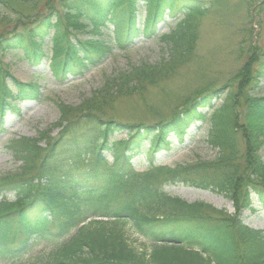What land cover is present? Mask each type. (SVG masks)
<instances>
[{"label":"trees","instance_id":"trees-1","mask_svg":"<svg viewBox=\"0 0 264 264\" xmlns=\"http://www.w3.org/2000/svg\"><path fill=\"white\" fill-rule=\"evenodd\" d=\"M24 1L26 12L12 0H0V23L9 26L0 32V133L8 112L19 110V102L42 97L38 83L24 82L4 69L8 64L2 59L9 52L14 51L17 61L36 65L50 60V70L63 83L76 69L96 67L117 50H128L140 32L153 37L160 19L180 12L176 27L165 36L166 58L108 75L102 90L78 107L59 104L56 125L61 130L56 137L45 133L8 143L13 158L22 164L0 176V195L14 196L0 199V262L23 258L26 264H264V233L242 220L244 210L254 211L255 196L264 209V159L259 154L264 143V45L258 34L248 33L241 53L245 63L226 84L206 87L168 120L127 123L101 118L94 100L101 96L98 102L108 105L115 94L129 93L151 80L161 71L162 61L191 53L197 22L208 7L195 0ZM262 4L249 1L248 11L259 15ZM144 8L148 12L141 22ZM110 26L115 29L107 32ZM84 33V39L76 35ZM216 99L223 101L221 106ZM196 118L203 122L199 130L207 128V142L219 148L218 157L174 168L156 162L158 154L186 142L189 124ZM138 156L148 163L144 173H136L133 161ZM82 160L88 163L83 169ZM158 174L167 176V183L223 194L234 202L235 211L174 197L160 188ZM253 190L257 193L252 196ZM126 225L152 245L135 248ZM75 229L77 233L49 258L30 261L29 253L40 242H59Z\"/></svg>","mask_w":264,"mask_h":264},{"label":"rangeland","instance_id":"rangeland-1","mask_svg":"<svg viewBox=\"0 0 264 264\" xmlns=\"http://www.w3.org/2000/svg\"><path fill=\"white\" fill-rule=\"evenodd\" d=\"M185 1L177 0V2L183 3ZM195 1L203 2L208 9L197 22L196 31L198 36L192 52L182 57L175 56L169 62L162 61L161 71L155 72L151 80H143L136 90L129 93L115 94L108 105L99 103L98 100L101 96L97 97L93 103L100 107L96 109V112L100 109L99 116L101 118L112 117L118 121L136 124H153L168 120L177 111H181L184 106L190 104L187 102L194 98L196 94L201 93L206 87L214 89L226 84L243 67L245 61L241 53L242 49L247 47V39H250L248 33L255 31V34H258L259 43L264 45V0H261L263 9L261 11V7L257 12L259 15L256 16L253 11H248L247 3L252 0ZM12 2L21 11L26 12L29 10L24 0H12ZM142 12L141 22H144L148 11L144 8ZM179 12L180 9H178L175 16L169 15L166 19L164 17L160 19L155 25V35L153 37L148 38L144 35L145 33L140 32L135 45L128 50H117L96 67L89 66L84 70L76 69L75 73L70 75L63 83L59 82L55 73L50 70V61L43 60L39 65L33 64L32 61L29 63L30 61L27 59L17 61L14 51L9 52L8 56L2 59L8 64L4 69L14 73L16 77L24 82L33 81L38 83L41 87L42 97L38 100H22L18 103V111L11 110V112H8L6 125H4L6 132L0 134V176L16 171L22 164L20 160L17 161L16 158H13L12 153L9 151L7 147L9 141L23 139L24 137L41 138L45 133L56 137L61 130L56 125L61 117L59 104H67L73 107L80 106V104L102 90L108 75H115L119 71L128 70L140 62L156 63L160 59L166 58L168 54L165 36L170 35L176 27L178 22L176 17ZM0 13H4L1 8ZM168 13L169 11L166 15ZM259 22L260 26L257 24ZM8 27H5L4 23H0V32ZM114 29L115 27L110 26L107 32ZM76 35L83 39L87 37L85 33ZM171 66L173 68L169 71ZM262 86L261 93L264 95V79L262 80ZM218 103L221 106L222 100ZM74 115L72 114V116ZM201 120L198 118L189 126L185 143L176 145L170 152L158 154L156 162H159L161 166L168 165V167L174 168L179 163L216 159L220 150L207 142V128L202 131L196 128L203 123ZM121 136L123 137V135ZM238 137L239 147L244 149V141L239 135ZM41 144L45 146V141L43 140ZM259 154L264 159V143L259 149ZM71 155L78 157L77 153ZM240 155H243L242 151H240ZM76 157H71V159ZM81 159H84V156ZM133 162L135 163L136 173L146 171L148 163L144 156L135 157ZM244 162L245 159H242L240 163L244 164ZM87 165L88 163L83 160L79 162V168L83 169ZM166 177L163 174H158L155 178L157 183L163 184L160 185V188L166 193L188 202L203 201L212 204L219 210L224 209L230 214L234 213V202L225 195L211 190L186 186L183 183H167L165 181ZM5 195L9 199L14 198L13 194L9 193L0 195V199ZM256 200L257 197L255 196L254 211L244 210L242 220L252 229H258L264 233V209H261ZM126 228V235L128 231L129 239L135 248H140L143 245L150 247L152 245L148 238H143L135 233L130 225H126ZM76 233L77 229L59 242H40L29 253L31 256L30 261L37 260L40 256L45 259L49 258L52 251L57 250ZM26 260L19 258L18 260L0 262V264H26Z\"/></svg>","mask_w":264,"mask_h":264}]
</instances>
